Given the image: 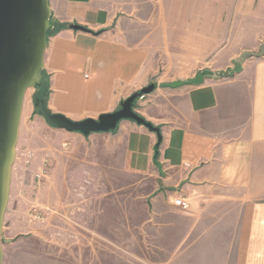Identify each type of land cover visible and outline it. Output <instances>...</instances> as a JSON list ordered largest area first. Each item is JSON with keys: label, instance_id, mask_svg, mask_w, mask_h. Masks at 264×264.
I'll return each instance as SVG.
<instances>
[{"label": "crops", "instance_id": "crops-1", "mask_svg": "<svg viewBox=\"0 0 264 264\" xmlns=\"http://www.w3.org/2000/svg\"><path fill=\"white\" fill-rule=\"evenodd\" d=\"M49 2L52 28L40 96L49 109L72 120L98 118L156 84L136 111L160 128L162 142L156 155L157 135L129 120L115 132L88 137L51 128L35 115L31 97L32 110L26 113L24 104L13 168V217L24 215L23 202L41 199L43 187L35 185L42 183L37 178L43 172V186L59 183L56 174L70 156L71 142L113 140L124 149L127 169L143 180L142 228L149 250L143 264H264V54L246 61L233 76L162 88L197 75L180 70V75L159 77L162 67L152 42L169 24L166 2L161 0L159 20L107 0ZM245 20L262 28L241 29L240 40L264 39V16ZM230 33L229 28L223 39L232 40ZM202 35L216 39L213 26ZM30 153L32 162L25 166ZM178 198L189 207L176 206ZM4 235V264H49L37 237H21L16 223L7 225V216Z\"/></svg>", "mask_w": 264, "mask_h": 264}, {"label": "rangeland", "instance_id": "rangeland-1", "mask_svg": "<svg viewBox=\"0 0 264 264\" xmlns=\"http://www.w3.org/2000/svg\"><path fill=\"white\" fill-rule=\"evenodd\" d=\"M107 1L129 12L135 7L141 17L159 20L163 12L161 0ZM163 1L169 24L166 32L158 29L159 24L153 26L158 30L152 42L162 67L159 77H174L182 74L180 70L195 75L215 68L227 69L221 73L233 76L246 61L264 54L261 36L252 43L238 35L249 26L252 32L262 28L245 19L264 16V0ZM212 26L216 39L209 41L202 32ZM229 28L232 40H224ZM31 97L28 91L26 113L33 108ZM69 148L70 156L56 174L59 183L49 187L43 186L42 179L40 185L36 183L37 189L43 187L41 199L23 202L22 217H13L17 204L8 205L7 225L16 223L21 237L36 236L49 264H143L149 250L142 228V176L127 169L124 149L113 140L73 141ZM32 159L30 153L25 166ZM41 175L44 178L47 173Z\"/></svg>", "mask_w": 264, "mask_h": 264}, {"label": "water", "instance_id": "water-1", "mask_svg": "<svg viewBox=\"0 0 264 264\" xmlns=\"http://www.w3.org/2000/svg\"><path fill=\"white\" fill-rule=\"evenodd\" d=\"M51 16L49 0H0V264H4V246L7 243L4 220L28 91H32L35 115L43 118L51 128L88 137L115 132L122 121L129 120L157 135L156 155L162 142L160 128L148 122L135 108L140 97L155 91L156 84L133 93L121 102L117 110L84 120H72L53 113L45 100L36 97L43 84L45 53L52 28ZM69 28L88 32L76 24L69 25ZM212 75L218 74L203 70L191 80L164 83L161 87L175 89L198 85L204 82L205 77Z\"/></svg>", "mask_w": 264, "mask_h": 264}, {"label": "built area", "instance_id": "built-area-1", "mask_svg": "<svg viewBox=\"0 0 264 264\" xmlns=\"http://www.w3.org/2000/svg\"><path fill=\"white\" fill-rule=\"evenodd\" d=\"M147 95H144L139 98L138 102L144 101ZM42 179V176H38V180L40 181ZM174 204L180 208L187 209L189 207V204L183 200L182 198H178L175 200Z\"/></svg>", "mask_w": 264, "mask_h": 264}, {"label": "trees", "instance_id": "trees-1", "mask_svg": "<svg viewBox=\"0 0 264 264\" xmlns=\"http://www.w3.org/2000/svg\"><path fill=\"white\" fill-rule=\"evenodd\" d=\"M218 75H220V76H230L231 74H230V73H228V74H225V73H219ZM42 95H43V84L39 87V89H38V94H37L36 97L41 99L40 96H42ZM43 100L46 101L45 98H44ZM135 108H136V106H135Z\"/></svg>", "mask_w": 264, "mask_h": 264}]
</instances>
